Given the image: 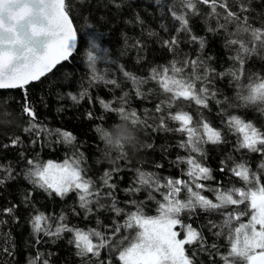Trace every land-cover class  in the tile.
Segmentation results:
<instances>
[{
  "label": "trees",
  "instance_id": "1",
  "mask_svg": "<svg viewBox=\"0 0 264 264\" xmlns=\"http://www.w3.org/2000/svg\"><path fill=\"white\" fill-rule=\"evenodd\" d=\"M173 2L66 0V10L78 35L74 54L50 74L24 89L0 90V264H44V261L47 264H96L97 258L91 254L88 257L77 255L75 244L69 243L73 233L63 232L59 236L36 233L33 218L43 213L53 232L60 223L59 217L63 216V223L69 227L85 231L95 229L111 236L115 225H122L127 213L136 211L137 204L143 207L146 215L157 214L156 201H162L161 193L165 189L156 191L154 187L138 183L139 173H145L146 177L151 175L161 185L167 179H187L183 174L187 165L177 162V157L188 155L179 147L186 136L160 127L159 116L166 115L167 109L156 113L155 106L168 94L162 93L159 85L149 78L153 68L170 67L173 61L180 66L185 59H199L215 70L209 76V89L216 93V98L208 100L207 108L181 100L171 109L175 112L182 107L193 116L194 123L202 118L221 132V142L201 145L203 156L193 154L211 170L213 179L203 183L212 188L242 187L243 182L228 171L237 163H245L252 172L261 174V183H264V170L260 169L264 153L237 150V137L226 124L228 117L235 115L264 131V111L260 105L229 107L230 104H239L235 99L239 90L237 82L227 74L229 69L239 67V62L233 59L237 55V46L228 44V40L235 37L217 28V19L203 4L197 5L196 14L191 10L186 14L190 31L179 30L180 23L173 19L169 10ZM245 2L248 11L241 15H247L249 23L260 28L264 25V0ZM229 4L232 10L239 11L233 0H229ZM219 22L223 23V20ZM228 31L235 32V25L229 24ZM192 36L198 40L192 41ZM173 38L177 41L175 45L165 43ZM199 38L204 40L202 49ZM88 40L97 47L92 49L98 55L96 75L115 80V85L92 80ZM242 55L240 83H248L250 77L264 78V49L257 46L255 52ZM199 71L202 74L203 68ZM125 72L130 75L125 76ZM131 77L147 82L133 84ZM137 88L140 96L136 94ZM72 95L77 97L75 101L71 99ZM122 98L125 109L135 110L141 120L145 119L147 110L146 124L133 128V131H139L145 147L135 158L130 152H123V155L112 152L111 157L118 160L112 164L108 162L110 154L95 129L102 127L110 131L119 124H113L119 120V113L114 110L122 106ZM100 99L110 103L112 110L103 109ZM217 100L221 103L217 104ZM25 106L34 111V120L23 111ZM31 123L48 131H41L39 135L37 129L25 131ZM165 126L168 129L178 127L176 122L167 119ZM56 130L70 132L75 139L69 144ZM73 156L80 160L83 174L93 182V190L99 193L90 197V211L80 206L77 192L71 191L64 197L55 192L49 194L27 176L32 167L28 163L30 160L62 163ZM222 167L224 171L220 170ZM202 194L215 202L212 192L204 190ZM180 195L183 199L185 194L181 192ZM113 202L123 212L117 214L113 211ZM8 208L13 212H6ZM239 208L244 210L245 206ZM232 210L231 206L210 211L197 207L193 212L185 210L181 213V219L203 237V244L197 241L185 245L194 264H223L221 256L227 253L228 242L224 235L215 234L220 231L219 227L211 225H220L222 212ZM243 219L247 220V217ZM128 234L129 230L121 228L119 236ZM183 237L181 232L180 238ZM93 242H97L96 238ZM99 260L105 264L108 260L112 264H121L117 254L108 249L101 250Z\"/></svg>",
  "mask_w": 264,
  "mask_h": 264
},
{
  "label": "snow or ice",
  "instance_id": "2",
  "mask_svg": "<svg viewBox=\"0 0 264 264\" xmlns=\"http://www.w3.org/2000/svg\"><path fill=\"white\" fill-rule=\"evenodd\" d=\"M159 2L160 0H157V3ZM233 3L238 6V12L232 10L229 0H174L169 10L173 19L180 23L179 30L190 31L187 12L191 10L196 14L198 4L209 7L210 15L217 19V28L224 29L228 36L235 37L229 39L228 44L236 45L238 49L233 59L239 62V67L229 69L227 74L237 82L239 90L235 99L239 104H230L229 107L260 105L261 111H264V78L250 77L248 83H240L244 63L242 54L255 52L257 46L264 49V25L260 28L253 27L249 23V17L241 15L248 11L245 0H233ZM40 18L47 20V24L40 22ZM220 20H223V23H220ZM229 24L235 25V32L228 31ZM42 35L51 39L47 42L46 51L39 54L34 42L38 44L36 38ZM76 40L77 33L66 11L65 0H0V90L24 89L30 82L39 80L61 61L69 58L76 48ZM191 40L197 41L198 38L192 36ZM165 43L172 46L177 41L173 38ZM199 44L202 49L204 47L202 38H199ZM97 59L96 52H88L92 80H102L115 85L117 83L115 80H105L104 76L96 75ZM21 60L23 63H20ZM177 63L173 61L170 67H163L160 70L153 68L149 78L159 85L162 93L168 94L166 99L155 106L156 113H163L167 109L166 115L159 116L160 127L186 136V139L179 143V147L184 148L188 155L177 157V162L187 165V170L183 173L187 179H167L161 185L159 180L151 175L146 177L145 173H139L138 183L154 187L156 191L165 189L161 193L162 201H156L157 214L146 215L143 207L137 204L136 211L127 213L122 225H115L111 236H106L95 229L85 231L69 227L63 223L65 219L63 216L59 217L60 223L53 232L51 225L47 224L48 218L43 213L33 218L34 232H44L45 235L52 236H59L63 232L73 233V239L69 243L75 244L77 255L88 257L91 254L97 258L96 264H105V261L99 260L103 249L116 253L121 264H194L185 245H192L197 241L203 244V237L191 224L181 219V213L185 210L193 212L197 207L210 211L228 209L231 206L232 211L222 212L223 221L220 225L214 223L211 225L213 228L219 227L220 231L215 234L224 235L228 242V251L221 256L223 264H264V183H261V174L252 172L245 163H237L228 171L243 182L242 187L212 188L203 183L213 179L211 170L193 154L203 156L201 145L221 142V132L202 118L194 123L193 116L182 107L175 112L171 109L181 100L207 108L208 100L216 98V93L209 89L211 84L209 76L215 70L208 68L199 59H185L180 66H177ZM201 68L202 74L199 71ZM124 75L130 74L125 72ZM131 79L133 84L147 82L137 81L136 77ZM136 94L141 95L139 88ZM71 99L75 101L77 97L72 95ZM124 102L122 98V106L114 110L119 113V120L113 124L126 121L133 126H144L147 110L145 119L141 120L135 110L125 109ZM99 103L103 109L112 110L111 104L103 99H100ZM216 103L219 104L221 101L217 100ZM23 111L32 120L35 119V113L31 108L25 106ZM166 119L176 122L178 127L168 129L165 126ZM226 124L229 131L237 137V150L247 149L254 153H264V131L235 115L229 116ZM33 129H37V135L41 131H48L38 128L35 123H31L25 131ZM95 130L99 133L103 128L97 127ZM56 131L69 144L75 139L70 132ZM120 154L123 155V151ZM28 163L32 167L29 168L27 176L34 185L49 194L55 192L60 197L75 191L78 193L80 206L91 210L90 197L98 196L99 193L93 190V182L83 174L80 160L75 156L64 159L62 163L51 160L46 163L30 160ZM221 163L224 164V161ZM260 169L264 170V162L260 164ZM220 170L224 171V168ZM108 175L106 172L105 177ZM104 183L107 185V179ZM137 190L139 189H133ZM204 190L213 193L215 202L202 194ZM181 192L185 194L183 199ZM130 203L135 204V201ZM240 205L245 206L244 210H240ZM112 210L117 214L123 212V209L116 207L115 202ZM5 211L12 213L13 209L8 208ZM244 217H247V220H244ZM121 228L129 230V234L119 236ZM181 232L184 233L183 238H180ZM93 238H96V243L93 242ZM44 264H47V261H44ZM107 264H112L111 260H108Z\"/></svg>",
  "mask_w": 264,
  "mask_h": 264
},
{
  "label": "clouds",
  "instance_id": "3",
  "mask_svg": "<svg viewBox=\"0 0 264 264\" xmlns=\"http://www.w3.org/2000/svg\"><path fill=\"white\" fill-rule=\"evenodd\" d=\"M92 40L93 38H89ZM131 123L121 122L112 130H103L98 133L99 139L104 143L109 152V163L116 164L118 160L111 157V153L130 152L135 158L138 153L145 147L141 140L139 131H133L135 126L129 127Z\"/></svg>",
  "mask_w": 264,
  "mask_h": 264
},
{
  "label": "water",
  "instance_id": "4",
  "mask_svg": "<svg viewBox=\"0 0 264 264\" xmlns=\"http://www.w3.org/2000/svg\"><path fill=\"white\" fill-rule=\"evenodd\" d=\"M65 4H66V0H65ZM67 11V10H66ZM69 18L72 20V18L69 16ZM40 22H42V23H44L45 25L47 24V20H45V19H43V18H40ZM73 22V21H72ZM73 27H74V29L76 30V27H75V25H74V23H73ZM76 33H77V31H76ZM51 39V37H49V36H40V37H37L36 38V41H38V44H36L35 42H34V46H36V49H37V52L39 53V54H43L45 51H46V45H47V42L49 41ZM77 45H78V35H77V40H76V48L73 50V52H72V54L69 56V58L74 54V52L76 51V49H77ZM68 58V59H69ZM67 59V60H68ZM66 61V60H65ZM65 61H61L59 64H57L50 72H47L44 76H46V75H48V74H50L58 65H60L61 63H63V62H65ZM20 63H23V60H21L20 61ZM44 76H42L40 79H42ZM39 79V80H40ZM39 80H36V81H32V82H37V81H39ZM32 82H30V83H32ZM29 83V84H30Z\"/></svg>",
  "mask_w": 264,
  "mask_h": 264
},
{
  "label": "bare ground",
  "instance_id": "5",
  "mask_svg": "<svg viewBox=\"0 0 264 264\" xmlns=\"http://www.w3.org/2000/svg\"><path fill=\"white\" fill-rule=\"evenodd\" d=\"M88 44H89V48L91 51H92V49L96 50L97 47H95V48L93 47L94 45L96 46V44L92 43L90 40H88Z\"/></svg>",
  "mask_w": 264,
  "mask_h": 264
}]
</instances>
